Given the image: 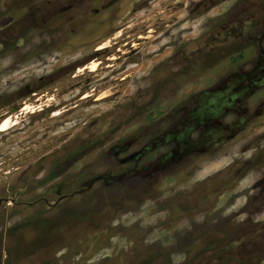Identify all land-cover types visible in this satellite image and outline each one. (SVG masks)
I'll list each match as a JSON object with an SVG mask.
<instances>
[{"label":"rangeland","instance_id":"1","mask_svg":"<svg viewBox=\"0 0 264 264\" xmlns=\"http://www.w3.org/2000/svg\"><path fill=\"white\" fill-rule=\"evenodd\" d=\"M256 22L264 0H0V125L12 118L0 129V264H258L234 260L236 241L217 259L204 223L264 239V85L207 119L252 118L220 149L205 156L203 126L190 124L194 162L164 178L152 165L167 128L214 113L189 102L237 63L239 36L217 32ZM139 133L132 149H152L127 165L125 140ZM123 178L142 182L128 191Z\"/></svg>","mask_w":264,"mask_h":264},{"label":"flooded vegetation","instance_id":"2","mask_svg":"<svg viewBox=\"0 0 264 264\" xmlns=\"http://www.w3.org/2000/svg\"><path fill=\"white\" fill-rule=\"evenodd\" d=\"M254 25H256L255 28H260L254 30L251 33L249 32V30L243 29L238 30V32L230 30L217 32L219 34H225V41H228L229 38L233 37L234 35L239 36L237 39L240 40L238 42L231 41V44L233 46L229 48L230 50H234V53L238 56L237 63L235 65V68H229V72L223 73L221 76H219L220 78L217 77L213 82V85L208 87L206 93H199L197 95L199 97V100H197V98L193 96L191 98H194V100L192 102H189V105H191L193 108L194 103L200 102L205 99H207L206 101L209 100V102H211V105L215 107L214 113L212 114H215L216 116H213L211 112L208 113L207 109L204 108L193 112V115L191 117L189 116V113H187V116L184 117L187 120L184 126H173L171 128H167L169 135L166 136V138H164L163 136L160 137V141L156 145L160 147L166 146L167 148L165 150L162 149L158 153V155L155 156V160H152V165L153 163H155L156 166L154 173L157 174L160 178H164L166 175H169V173L165 174L164 172L168 168L173 167L175 163H186L187 165L194 162L195 158H193V155L196 150H193V147L198 143L191 140L190 135L193 133V131H195V129L190 126V124H194V127L196 125L203 126L204 137L202 145L205 149L204 155L208 157L207 150L209 151L212 149H220L225 143L222 141L227 139V134L231 136L237 134V132H243L247 121L252 119L247 116V113L241 111L238 112L239 117L235 118L234 127H228L227 125L218 126V123V127L215 126V123L212 127L207 123V119L215 120V117L220 118L224 114H226V109L233 103V105H236L235 107H237L236 110L240 111V105H242L241 103L243 102V100H247L249 96L253 94L252 91L255 88L264 85V22H256ZM250 50L253 51L254 56H245L244 52L247 53ZM210 56L212 57V53L207 52V58H209ZM254 61L256 62L253 63ZM204 107H207V105ZM202 120L203 122L201 123ZM230 128L232 132L228 133L227 131ZM145 136L146 133H139L137 137L129 136V138L125 140V151H123L122 157H124V161L127 163V165H131L130 163L137 160L147 161V158L149 156L148 151L152 149L149 148L152 146L151 142H148L147 139H145V141L141 143L139 148H137L136 150L132 149L134 143L138 140H142V138H144ZM121 151V148H118L112 151V153L114 156H117L121 153ZM146 173L150 176V174H148V171H146ZM172 174H174V172H172ZM188 177L190 176H183L180 179L187 180L189 179ZM123 179L124 181L121 183L124 184V188H126L125 186L129 185L130 188L127 187L128 191L131 189L132 183L136 184L135 179L140 183L142 182L141 178ZM142 179L146 183L150 182V185L152 186L158 181L159 178ZM186 203L187 201L184 203V205ZM192 209L193 208L190 207L183 208L184 211H187V214L194 212L192 211ZM217 220L218 219L214 218L209 221L207 220L204 223V225L207 226V246L209 248H212L210 246H216V244L219 246L220 244L223 245L221 246L220 250H218L219 255H216L217 259H222L224 253L227 252V250L224 248V245L229 244L231 246V243L236 241V243L238 244V251L236 252L232 248H230L229 252L235 253L234 260H236L237 263L238 260L257 262L258 264L264 261V239H260L259 231L249 233L248 231H245L243 229L242 225L237 224V227L230 228L228 227L229 222H225L226 220H223L221 222H218Z\"/></svg>","mask_w":264,"mask_h":264},{"label":"bare ground","instance_id":"3","mask_svg":"<svg viewBox=\"0 0 264 264\" xmlns=\"http://www.w3.org/2000/svg\"><path fill=\"white\" fill-rule=\"evenodd\" d=\"M89 67H90V70H93L95 68V62L94 63L91 62V64L89 65ZM28 108H30V107L27 106V105H25V108L24 109H27L28 110ZM31 111H32V109H31ZM11 122H12V118L10 116L5 117L1 121L0 129L1 130H8V128H10Z\"/></svg>","mask_w":264,"mask_h":264}]
</instances>
